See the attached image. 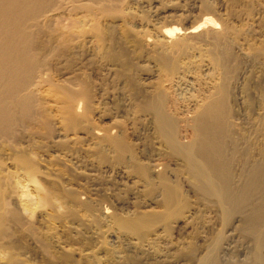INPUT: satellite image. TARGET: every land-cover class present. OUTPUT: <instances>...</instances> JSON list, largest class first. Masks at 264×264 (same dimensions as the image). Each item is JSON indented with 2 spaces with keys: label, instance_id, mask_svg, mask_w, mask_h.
<instances>
[{
  "label": "rangeland",
  "instance_id": "obj_1",
  "mask_svg": "<svg viewBox=\"0 0 264 264\" xmlns=\"http://www.w3.org/2000/svg\"><path fill=\"white\" fill-rule=\"evenodd\" d=\"M61 1H46L56 12L35 38L32 103L0 133V264L264 263L200 178L205 155L180 148L213 96L206 155L222 182L243 187L264 160V0ZM208 17L218 28L163 44L165 28ZM27 190L48 195L33 216L19 204Z\"/></svg>",
  "mask_w": 264,
  "mask_h": 264
},
{
  "label": "bare ground",
  "instance_id": "obj_2",
  "mask_svg": "<svg viewBox=\"0 0 264 264\" xmlns=\"http://www.w3.org/2000/svg\"><path fill=\"white\" fill-rule=\"evenodd\" d=\"M46 1L48 0H0V133L9 132L16 123L17 114H20L21 111H28L29 105L32 103L31 94L39 84L40 75L38 76L34 66L37 56L34 50L35 38H37L44 21L51 18L50 16L56 12L55 9H46ZM72 2L73 0H63L59 3L58 8L67 9ZM205 7L209 9L207 4ZM208 24H212L214 27L219 25L214 18L208 17L188 28L183 29L176 25L165 28L162 31L163 44L179 36L191 35L192 37L200 29L203 30L204 26L208 27ZM213 26L212 28L215 29ZM217 26L216 28H218ZM216 99L209 96L206 99L203 98V104L196 105L198 107L195 108V117H193L196 137L192 145L189 147L180 145V148L191 152L198 150L205 155L194 163L200 168V178L208 182L210 190L217 195L219 205L224 208L227 216L226 220L229 221L230 218L237 215L235 219L240 224V236L247 244V253L255 255V258H260L264 255V160L259 161L246 171L243 187L233 189L232 185L225 181L226 178L222 182L220 174L217 173L219 168L214 166L216 159L206 155L212 149L217 154V146L211 135V123L219 117L218 111H220ZM165 122L163 115H160L158 117L159 125L164 127ZM27 176L30 178H28L29 182L39 184L34 174H27ZM22 181L25 182L22 179L17 181V188L22 187L20 186ZM1 187L2 185H0V190ZM36 189L39 193L43 190L37 186ZM31 193L27 190L22 191L19 195L22 213L29 216H33L39 207L49 201L48 195L40 197L38 193L34 198ZM1 195L0 225L3 224L2 220L8 214L1 213L8 207ZM3 196L5 198V195ZM108 213L109 211L106 209L104 214ZM3 214L4 218H2ZM233 230L238 229L235 226ZM234 240L237 241V239ZM227 242L220 250L222 257L231 249L232 243ZM216 256V254L208 253L202 256L196 264H219Z\"/></svg>",
  "mask_w": 264,
  "mask_h": 264
}]
</instances>
